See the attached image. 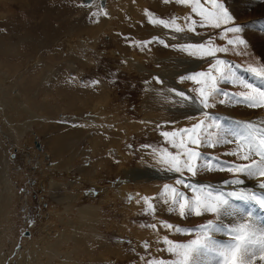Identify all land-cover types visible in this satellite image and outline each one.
I'll return each instance as SVG.
<instances>
[{"label":"rangeland","instance_id":"obj_1","mask_svg":"<svg viewBox=\"0 0 264 264\" xmlns=\"http://www.w3.org/2000/svg\"><path fill=\"white\" fill-rule=\"evenodd\" d=\"M100 1L92 0L87 5L83 0H0V264H144L145 259L175 260L167 251L170 245L164 243L165 237L174 245L188 244L199 235L197 226L210 220L219 223L212 213L180 217L178 210L170 211L163 201L170 197L171 188L188 197L193 195L192 189L176 184V180L207 186L214 194H227L224 185L231 184L236 176L219 171L217 165L250 163L229 155L237 147V136L230 137L224 123L235 120L245 127L246 121L253 120L249 118L252 114L264 116V108H249L239 98L230 100L221 94L223 104L210 100L213 106L202 109L198 99L180 103L181 98L168 89L198 96L194 89L201 85L180 77L210 71V64H215L216 59L226 62L221 67L229 71V79L241 78L236 76L234 67L245 71L251 68L264 75V41L252 42L248 35L252 32L248 23L264 25V10L259 12L256 8L260 1L252 0V5L244 3V8L242 3L247 0H219L230 10L232 21L222 24L220 29L198 26L197 34H175L181 37L178 40L172 39L174 33L170 30L148 23L146 10L166 20L175 15L176 22L186 27L185 16L200 20L190 7L165 5L162 0H107L102 7ZM201 5L208 12L213 11L211 0H201ZM123 11L134 20L126 21L128 15ZM214 22L210 19L208 24ZM233 25H241L242 31L223 32ZM236 35L246 44H228ZM154 37L170 45L204 42L229 51L216 52L214 57L204 53L190 57L178 48H166L157 42L144 47L137 43ZM38 53L40 60L36 61ZM136 61L144 68H138ZM248 74H252L247 79L253 85L255 78H260L252 72ZM213 75L219 73L213 71ZM218 87L229 96L240 92L251 94V89L224 80ZM105 91L101 102L93 99L95 94L100 98L99 93ZM202 112L211 117L207 124L212 121L219 124V127L204 126L202 139L207 141L211 135L213 139L227 138L233 142L214 147L205 143L196 148L202 153L197 164L204 167L211 160L212 171H198L196 176L186 170L182 174L168 171L159 162L157 152L167 149L168 153H176L178 149L167 144L160 132L190 129L204 119ZM188 116L195 119L188 120ZM74 121L79 124H70ZM81 123L84 125L80 126ZM110 124L114 127H108ZM63 132H69L70 138L65 148L59 140H65L59 137ZM129 134L135 136L128 142L123 137ZM101 135L105 138L103 144L92 143V138ZM176 139L179 142V136ZM35 140L41 144V150L36 148ZM55 141L56 147H61L56 154L52 149ZM134 143L139 146L137 157L127 152L128 146L134 148ZM90 145L98 151L94 152ZM110 147L118 154L111 155ZM9 152H14L15 157ZM108 165L114 170L103 172L108 171ZM131 169L155 171L157 175L134 179L127 174ZM52 175L56 184L50 183L51 187L45 188ZM118 175L124 178L120 185L104 189L94 197L83 194V185L105 186ZM239 178L244 179V175ZM29 180L36 181L31 184L34 191L28 189L24 201L31 208L39 204L42 208L41 215L34 209L30 213L23 208L35 217L34 228L27 227L26 215L17 213L16 206L19 203L16 186L28 188ZM164 185L169 186L168 191ZM143 197L153 203L154 213L147 211ZM165 221L193 231L161 228ZM150 223H156L157 230L141 226ZM27 228L29 234L23 235L21 249L15 253L17 238ZM144 241L149 243L147 249ZM204 251L193 253L190 264H203Z\"/></svg>","mask_w":264,"mask_h":264},{"label":"snow or ice","instance_id":"obj_2","mask_svg":"<svg viewBox=\"0 0 264 264\" xmlns=\"http://www.w3.org/2000/svg\"><path fill=\"white\" fill-rule=\"evenodd\" d=\"M90 0H85V3ZM162 3L168 5L174 3L178 6H188L191 8L193 15L199 16L200 20L197 21L192 16H185L184 20L186 27L178 24L177 17L172 15L170 20L164 18H156V14L150 10H146L148 23L162 26L164 29H168L174 33L173 40L181 39V37L175 34H197V27L210 26L214 29H220L222 24H226L234 19L230 14V10L225 3L219 2V0H211L213 5V11L208 12L202 5L201 0H162ZM214 20V23L208 24L209 20ZM242 31L241 25H233L223 29L224 33L239 34ZM157 42L164 47L178 48L180 52L186 53L190 57H197L198 54L204 53L207 56H215L216 52L227 53L228 48L215 47L211 44L204 42L193 43L184 42L179 44H168L160 37H154L150 41L137 42L141 47H144L150 43ZM228 44L245 45L244 39H241L239 35H236L234 40H228ZM203 58V57H200ZM224 60L216 59L215 64H210V71L192 72L180 77L181 80H191L197 85H201L200 88L194 89L198 93V96L186 94L183 90H176L169 88V92H175V95L180 97V103L185 101L191 102L197 100L203 108H210L213 105L209 101L219 100L220 104L225 101L219 99L222 94L231 99L239 98L249 108H264V88L257 87L243 79L233 78L229 79V71L222 68L225 65ZM252 72L253 75H259L260 79L264 80V75L256 73L253 69H246ZM213 71L219 73V75H213ZM74 79V77H73ZM157 83H161L158 77H153ZM221 80L226 83H238L244 89H251V94L247 92L235 93L229 96L228 93L223 92L218 87ZM93 84H98L99 81H93ZM204 116L203 120L194 123L191 128H180L173 131H162L160 135L166 138V143L172 148L178 149L176 153H168L167 159L161 158L160 162L167 166L168 171H174L177 173H183L186 170L191 173L192 176H196L198 171H212L213 161L209 160L204 167H200L197 161L201 159L202 153L197 151L196 148L207 143L209 147H214L218 143L230 144L233 141L227 138L213 139L211 135L207 141L201 138V132L204 130V126L207 127H219L215 121L212 124H207V121L211 119L210 115L206 112L201 113ZM188 120H193L195 117L188 116ZM174 123V122H169ZM157 128L160 125H156ZM249 131L246 136H237V147L229 153V155L238 157L242 161H250V163H230L227 166L217 165L219 171H227L233 173L236 178L231 181L235 185H243L244 180L240 179V174L252 178H264V136H259L255 129V126L248 125ZM177 136H179V142H177ZM187 137V141H185ZM192 145L194 147H189ZM130 147V146H129ZM142 147H149L148 145H142ZM153 149V152H156ZM161 152H167V149H162ZM255 155L259 159H251ZM183 158V159H181ZM227 183V181H226ZM176 184L184 185L185 188L192 189L193 195L191 197L185 196V194L179 191L177 188H171L170 197L164 199L163 203L169 206L170 211H177L180 217H186L195 215L197 217L204 213H212L215 215L216 220L219 222L214 223L208 221L206 224L197 226L196 231L199 235L196 239L192 240L188 244H177L169 241L167 237L164 238V243L169 244L167 251L176 257L175 260H160V259H145L144 264H190L192 254L197 253L200 249H205L207 252L213 254L215 264H264V226H259L253 221V213L255 208L249 207L247 210L234 207L230 203V199L241 200L247 202H253L260 209H264V194H257L254 192H248L247 190L240 189L239 191L228 192L227 194L219 192L214 194L212 190H208L207 186H197L192 184H186L183 179H177ZM259 187L264 189V179L259 180ZM165 191H168L169 186L164 185ZM199 192V194H196ZM143 201L147 204L148 212H155L156 208L148 199L143 197ZM140 203V201H137ZM232 218L230 225H225L222 217ZM142 227H148L153 230H157L156 223H150L148 225H141ZM161 228H167L174 230L175 232L190 233L193 229L181 228L177 225L170 224L168 222H162ZM227 237L224 241H218L215 239L214 233H221ZM144 247H149L148 241H144Z\"/></svg>","mask_w":264,"mask_h":264},{"label":"bare ground","instance_id":"obj_3","mask_svg":"<svg viewBox=\"0 0 264 264\" xmlns=\"http://www.w3.org/2000/svg\"><path fill=\"white\" fill-rule=\"evenodd\" d=\"M240 1V0H239ZM260 1V4H258V8L259 9V12H263L264 10V0H259ZM105 2L106 0H101L100 1V5L103 7L105 6ZM243 2V1H241ZM254 2V1H253ZM90 3V2H88ZM246 3L248 4H251L252 3V0H247V1H244L242 4H243V7ZM241 4V6H242ZM256 4V2H255ZM234 5V4H233ZM247 5V4H246ZM252 5V4H251ZM246 7V6H245ZM244 7V8H245ZM240 8V7H239ZM243 11V10H242ZM245 13V12H244ZM240 15V14H239ZM260 15V14H259ZM245 18V17H244ZM104 20V19H103ZM254 20V19H253ZM249 21V20H248ZM264 21V20H263ZM252 22V21H251ZM248 26H251L250 28H252V32L249 31L248 35L252 38L251 41L252 42H257V41H264L263 39V35H264V25H262L261 23L259 22H252V23H248ZM257 45V44H256ZM260 47V45H258ZM263 46V45H262ZM262 48H260L261 50ZM135 62V61H134ZM136 66L138 68H144V66L137 62L136 61ZM257 79V78H255ZM252 81H253V78H252ZM257 84V86L261 85L262 88H264V83L263 84H260V83H254V85ZM83 99V98H82ZM85 99V98H84ZM97 100V99H96ZM95 101V100H94ZM97 102V101H96ZM93 103V102H91ZM86 107V106H85ZM90 108V107H89ZM259 110V109H258ZM248 111V110H247ZM249 113V112H248ZM254 113V112H253ZM257 113V112H256ZM263 115V114H262ZM240 117H238V120H239ZM250 119L252 118L253 120L252 121H246L248 122L247 124L244 123V126L245 127H242L241 124H238L237 122L232 121V124L235 128V130H239L238 133H243L245 132L246 130H248V125H253L255 126V129L256 131L258 132L259 136H264V116H255L254 114H252L250 117ZM237 119V118H236ZM237 120V121H238ZM240 123V122H239ZM134 125V124H133ZM246 128V129H245ZM65 133V132H64ZM68 134L65 133L63 134V136H59V137H66ZM56 140V139H55ZM61 140V138L59 139ZM56 141L55 142H52V149L54 150L55 154L57 153L56 151L60 148H57L56 147ZM41 145V144H40ZM59 146V145H58ZM63 147V146H62ZM42 147H40L39 150H41ZM54 154V156H56ZM253 157V156H252ZM254 158V157H253ZM256 159V158H254ZM259 159V157H258ZM135 170V169H134ZM127 170V174L132 178L134 179H137V178H140L142 176H145V175H149L150 178H153L155 177L157 174H155V171H149V170H145V171H142V170ZM141 173V174H140ZM159 175V174H158ZM160 176V175H159ZM161 177V176H160ZM260 179H264V178H252V177H247V176H244V184L243 185H235V184H228V185H224V189L226 191H229V192H232V191H239L240 189H244V190H247L248 192H251L252 189H262L259 187V180ZM136 181V180H135ZM14 195V194H13ZM230 203L234 206V207H238V208H242V209H245L247 210L249 207H253L255 208V211L253 213V221L255 222V224L259 225V226H264V216L259 214L258 211H257V208L255 207L254 203L253 202H245V201H241V200H235V199H232L231 198V201ZM223 221H224V224L225 225H230L232 223V219H228L227 216L225 217H222ZM216 237V240L218 241H224L227 239V237L223 234V232L219 233L218 235L215 236ZM202 263L203 264H215V261L213 259V254L212 253H209L207 252L206 250L204 251V254L202 255Z\"/></svg>","mask_w":264,"mask_h":264},{"label":"crops","instance_id":"obj_4","mask_svg":"<svg viewBox=\"0 0 264 264\" xmlns=\"http://www.w3.org/2000/svg\"><path fill=\"white\" fill-rule=\"evenodd\" d=\"M108 2H109V0H108ZM83 3H84V2H83ZM106 3H107V0H106ZM84 4L89 5L88 3H84ZM123 12H124V15L127 14V15L130 17V18H129V17L127 16V18H125V20L130 22L132 16H131L127 11H123ZM132 19H133V18H132ZM133 20H134V19H133ZM131 21H132V20H131ZM133 23H134V21H133ZM127 26H128V28L131 27L129 24H128ZM36 43H37V42L35 41V44H36ZM24 45H25V44H24ZM36 45H37V44H36ZM35 50L38 51L39 49L36 47ZM37 56H38V57H36L35 60H36V61H39V60H40L39 53L37 54ZM90 90H92V88H91ZM106 92H107V91L102 92V93H99V94H102V96H101L100 98L97 97V96H95V95H96V94H95L94 97H93V99H95V100L97 99L96 101L101 102L100 99L103 98L104 93H106ZM106 94H107V93H106ZM149 121H150V119H149ZM80 126H83V125H80ZM108 127H114V126H113V124H110V125H108ZM65 133L68 134L69 132H65ZM65 133L63 132L62 134H65ZM101 136H102V137H100V136H96V138H95V137L92 138V143H95V142H96V143L99 144V145H100V144H103L105 138L103 137V135H101ZM134 136H135L134 134H133V136L129 134V135L123 137V139H126V140L129 142V139H131V138L134 137ZM99 137H100V138H99ZM69 140H70V138H69L68 136L65 137V140H64V141H63V139H61V140H60V142L62 143L61 147L64 145V148H65L66 145H67V142H68ZM97 140H99V141H97ZM107 140H108V141H111V140H109L108 138H107ZM135 141H136V140H135ZM90 146H91V148L93 147V145H90ZM94 148H95V147H93L92 150H93L94 152H97L98 150H95ZM128 148H129V149H128L127 152L131 155V157H137V156H138V154H139V146H138V143H137V144L134 143V148H133V149H131L129 146H128ZM158 149H159V148H158ZM108 151H110V154H111V155H114V154L116 155V154H118L117 150H116L115 148H113V147H110ZM157 154H158V157H159V158H158L159 162H160L161 158H164V159L169 158V157H168V152H163V153H162V152L160 151V149L158 150ZM114 160L117 162V159L114 158ZM114 160H113V161H114ZM107 170H108V171L105 170V171H103V172H110L111 170H114V169H113V168L110 169V166L108 165V166H107ZM142 171H145V170H142ZM123 173L126 175V172L123 171ZM74 176H75L76 178H78L77 175H74ZM80 176H82V174H79V177H80ZM54 178H56V177L52 175V176H50V181L46 180V184H47V186L45 185V188H46V187H47V188H48V187L50 188V187H51V186H50V183H52V184H56ZM161 178H162V177H161ZM161 178H160V179H161ZM128 181H129V180H128V178H127V180L125 181L124 184L126 185ZM69 182H71L70 179H69ZM57 184H58V183H57ZM62 184H63V183H62ZM62 184H61L60 187H59L60 189L62 188ZM131 219H132V218H131ZM129 220H130V219H129Z\"/></svg>","mask_w":264,"mask_h":264},{"label":"water","instance_id":"obj_5","mask_svg":"<svg viewBox=\"0 0 264 264\" xmlns=\"http://www.w3.org/2000/svg\"><path fill=\"white\" fill-rule=\"evenodd\" d=\"M34 142H35L36 148L40 149L41 146H40L39 141L35 140ZM13 150L14 151L17 150V147L15 145H14V149ZM9 155L11 157H15V153L14 152H9ZM28 176H29V173H28ZM33 183H34V180H31V181L29 180L28 188L25 187L24 185L23 186L22 185L16 186L17 194H18V197H19V203L16 205L17 208L22 206L21 202H24L23 203V204H25L24 206L26 207V209H28L27 203H26V201H24V198H25V195L29 192V190L33 188L31 186V184H33ZM113 186H115V185L114 184L105 185V186H97V185L85 186V185H83V190L84 191H82V192H83V194L84 193H86V194L89 193L92 197H94L95 195H98L101 191H103L104 189L112 188ZM32 191H34V190L32 189ZM23 214H25V210L24 209H23ZM25 234L28 235L29 231L26 230L21 235H25ZM20 242H21V238H20V241H19L18 245L16 246L17 249L15 250V253H17L19 251V249H21V243Z\"/></svg>","mask_w":264,"mask_h":264},{"label":"built area","instance_id":"obj_6","mask_svg":"<svg viewBox=\"0 0 264 264\" xmlns=\"http://www.w3.org/2000/svg\"><path fill=\"white\" fill-rule=\"evenodd\" d=\"M80 78H81V80H83V79L85 80V78H84V77H80ZM81 120H82V118L79 120V122H80ZM79 122H77V121L75 122V121H74V122H72V123H70V124L78 125V124H79ZM80 125H84V123H81ZM125 144H126V143H124V145H123V146H125Z\"/></svg>","mask_w":264,"mask_h":264}]
</instances>
